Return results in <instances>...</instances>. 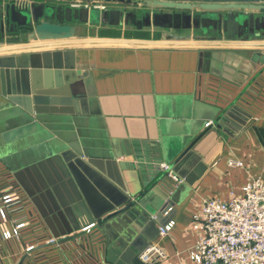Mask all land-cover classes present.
Wrapping results in <instances>:
<instances>
[{
  "label": "crops",
  "instance_id": "obj_1",
  "mask_svg": "<svg viewBox=\"0 0 264 264\" xmlns=\"http://www.w3.org/2000/svg\"><path fill=\"white\" fill-rule=\"evenodd\" d=\"M73 82L86 102L71 105L65 96ZM25 84L43 105L68 112L28 114L12 99L23 97ZM206 128L216 133L182 155ZM69 151L76 156L66 158ZM142 159L154 172L168 163L186 177L175 187L174 228L153 240L168 258L154 264H192L205 233L194 220L203 200L241 194L251 177L264 181V42L101 31L0 47V177L11 176L7 189L23 197L21 216L29 221L19 239L0 235V264H98L88 255L97 229L79 230L145 190ZM50 237L63 243L49 244ZM103 260L110 264L107 247Z\"/></svg>",
  "mask_w": 264,
  "mask_h": 264
},
{
  "label": "water",
  "instance_id": "obj_2",
  "mask_svg": "<svg viewBox=\"0 0 264 264\" xmlns=\"http://www.w3.org/2000/svg\"><path fill=\"white\" fill-rule=\"evenodd\" d=\"M101 31L123 37L149 33L175 42H264V0H0V47L90 39ZM74 84L65 96L71 105L86 102ZM29 93L25 84L23 97L12 99L30 115L68 112V107L43 105ZM212 133L215 130L206 128L195 136L182 155L199 151ZM65 156L76 154L69 151ZM148 162L142 159L139 166L145 190L135 200L126 196L96 222L110 264H152L139 254L156 239L176 204V185L160 172L161 166H155V172L147 168Z\"/></svg>",
  "mask_w": 264,
  "mask_h": 264
},
{
  "label": "built area",
  "instance_id": "obj_3",
  "mask_svg": "<svg viewBox=\"0 0 264 264\" xmlns=\"http://www.w3.org/2000/svg\"><path fill=\"white\" fill-rule=\"evenodd\" d=\"M213 124L207 122L206 126ZM232 166H243L239 160H231ZM161 169L175 185L186 180L173 170L168 163H161ZM0 235L3 241L20 237L28 225L21 211L26 208L23 197L15 190L4 192L0 198ZM23 212V211H22ZM196 222L204 226V235L190 252L192 264H264V181L251 177L242 188V193L231 192L227 200L205 198L200 212L194 215ZM176 221L171 219L159 226V238L169 235ZM97 229L96 222L88 224L79 231L90 233ZM93 251L88 253L98 264L103 263L104 245L99 232L92 233ZM61 237H50L47 243L61 246ZM35 245L26 244L27 252ZM144 262L156 263L168 258V253L159 241L151 242L140 254Z\"/></svg>",
  "mask_w": 264,
  "mask_h": 264
},
{
  "label": "trees",
  "instance_id": "obj_4",
  "mask_svg": "<svg viewBox=\"0 0 264 264\" xmlns=\"http://www.w3.org/2000/svg\"><path fill=\"white\" fill-rule=\"evenodd\" d=\"M143 35L148 36L149 34L143 33ZM10 177L11 176H7V175L0 177V198L4 192L9 191V189H7V185L8 183H12V180L10 179Z\"/></svg>",
  "mask_w": 264,
  "mask_h": 264
}]
</instances>
